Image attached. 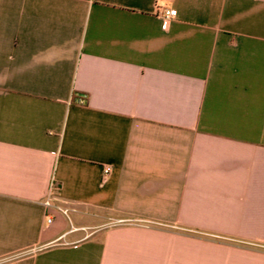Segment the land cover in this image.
<instances>
[{"label": "crops", "instance_id": "crops-1", "mask_svg": "<svg viewBox=\"0 0 264 264\" xmlns=\"http://www.w3.org/2000/svg\"><path fill=\"white\" fill-rule=\"evenodd\" d=\"M0 264H264V0H0Z\"/></svg>", "mask_w": 264, "mask_h": 264}, {"label": "built area", "instance_id": "built-area-1", "mask_svg": "<svg viewBox=\"0 0 264 264\" xmlns=\"http://www.w3.org/2000/svg\"><path fill=\"white\" fill-rule=\"evenodd\" d=\"M157 15L162 22L163 28L166 29L168 27L170 21H171V18L176 15V10L175 9H161V8L159 9L158 8V14ZM109 170H110V165L105 164L103 166V179L104 180L107 178ZM43 204L46 208H55V209L62 211L64 214H66L65 209H61L59 206L53 205V203L51 201V195L50 194H48L46 199L43 201ZM46 221L49 223L51 221V216L47 217ZM123 222L124 221L121 219L116 221V223H123Z\"/></svg>", "mask_w": 264, "mask_h": 264}]
</instances>
